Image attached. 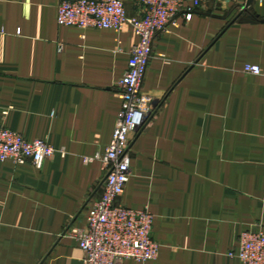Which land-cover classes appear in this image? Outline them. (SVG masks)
Returning <instances> with one entry per match:
<instances>
[{
    "label": "crops",
    "instance_id": "obj_1",
    "mask_svg": "<svg viewBox=\"0 0 264 264\" xmlns=\"http://www.w3.org/2000/svg\"><path fill=\"white\" fill-rule=\"evenodd\" d=\"M63 0H0V123L56 154L0 162V264H83L68 234L98 197L99 161L121 112L118 82L137 37L59 27ZM128 18L138 0H122ZM184 3L158 33L142 92L157 110L130 148L118 202L153 215L154 261L240 264L242 232H264V0Z\"/></svg>",
    "mask_w": 264,
    "mask_h": 264
},
{
    "label": "built area",
    "instance_id": "obj_2",
    "mask_svg": "<svg viewBox=\"0 0 264 264\" xmlns=\"http://www.w3.org/2000/svg\"><path fill=\"white\" fill-rule=\"evenodd\" d=\"M184 3L190 4L183 13L185 20H190L202 0H138L142 8L140 18H128L122 0H63L57 8L56 24L59 27L119 32L125 25H130L137 37L130 50L127 69L118 82L121 112L112 139L101 156L86 160V163L96 160L101 164V193L88 200L84 227L68 232L78 244L83 264L146 263L158 256L159 246L152 239L151 212L147 207L127 208L118 200L131 173V145L158 107L142 92L146 69L152 58L153 40L174 23ZM242 72L264 77V70L256 65H245ZM55 154L46 142L26 141L22 135L0 123V162L14 165L30 162L38 168ZM228 257L240 264H264V232L260 229L242 232L237 249L229 252Z\"/></svg>",
    "mask_w": 264,
    "mask_h": 264
},
{
    "label": "water",
    "instance_id": "obj_3",
    "mask_svg": "<svg viewBox=\"0 0 264 264\" xmlns=\"http://www.w3.org/2000/svg\"><path fill=\"white\" fill-rule=\"evenodd\" d=\"M252 0H247L245 7H249L251 5Z\"/></svg>",
    "mask_w": 264,
    "mask_h": 264
}]
</instances>
